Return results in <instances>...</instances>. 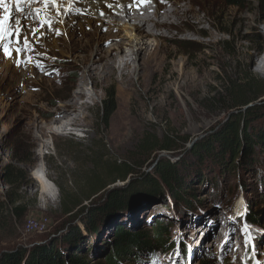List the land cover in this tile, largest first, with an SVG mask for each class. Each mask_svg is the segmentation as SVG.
<instances>
[{
    "label": "rangeland",
    "instance_id": "obj_1",
    "mask_svg": "<svg viewBox=\"0 0 264 264\" xmlns=\"http://www.w3.org/2000/svg\"><path fill=\"white\" fill-rule=\"evenodd\" d=\"M194 1L197 3L193 4V9L205 22L204 29L218 33L222 41L209 47L206 46L210 41L209 36L195 33L186 36L176 30L172 34L175 38L165 37L159 45L156 40L149 39L151 59L146 69L142 70L145 75L143 85L138 82L137 72L129 89L121 84L119 75L116 79L102 81L98 87L89 80L86 92L93 95L94 101L86 97L89 108L81 126L67 128L63 132L60 127L51 124L47 115L66 102L65 98L80 84L84 67L72 55L60 54L55 59H52L54 56L44 55L42 58L36 55L45 64L41 76L51 82V86L41 93V98H28L22 86H16V83H13L15 85L11 92L6 89L5 93H0V201H6L10 191L7 168L13 167L20 178L15 187L19 191L18 206L25 211L20 221L12 216V211L0 219V255L62 235L69 221L65 202H81L90 206L87 195L92 193L95 183L101 182L105 188L96 195L97 198H101L105 191L116 184V187L122 188L124 185L121 180H117L116 171L109 172L113 163L123 167L125 163L137 161L148 166L145 174L154 175L158 161L165 159L186 166L187 173L183 170V176H186L183 188L186 201L179 204L167 191L163 190L162 195L155 194L152 190L142 189L143 185L138 183L136 188L128 189L133 192L138 189L140 193L130 200L126 208H116L110 216H92L94 228L98 230L96 233L87 228L91 218L84 224L88 214L78 223L81 231L78 249L91 263L109 264L106 255L115 251L117 234L121 228L149 237L144 240L155 247L157 236L161 234L156 230L159 225L163 232H168L169 239L163 240L168 242L170 251L166 253L160 249L144 248L143 252L139 250L141 255H125V264H171L170 258L174 255L177 240L182 241L179 245L182 253L186 244L192 246V264H203L204 260H207V264H264V147L257 148L254 156L246 158L243 153L245 166L240 170H228L229 165L235 163L233 158L229 159V155L224 160L227 166L210 161L201 165L194 156L198 142L218 130L229 116L222 104L209 101L212 93L224 92L226 79L249 76L256 86L264 88V75L256 70L254 64L250 65V55L257 52V37L262 33V25L255 20L248 29H236L232 17L224 15V9L245 8L250 3L255 7L256 19L264 20V15L255 0H245L239 7L229 6L223 0ZM91 2L93 0H72L67 5L70 15L64 23L73 35L70 38L83 41L87 35L86 41L94 45L93 58L100 54L96 50L107 49L116 42L128 43L133 40L135 47L137 39L125 23L116 21L114 29L104 27L103 23L114 19L115 14L95 17L85 14ZM180 4L185 6L186 1H180ZM146 6L153 4L143 7ZM165 8L171 11L173 6L166 5ZM75 9H79L82 14H72ZM59 20L60 17H57L53 23L54 29L62 25ZM105 28L107 31H104ZM59 36L63 39L62 48L65 50L70 42L65 39L63 32ZM107 41L111 43L105 46ZM241 42L245 44L244 47L240 46ZM249 45L255 47L248 49ZM134 47H126L127 53ZM124 60L129 58L125 57ZM34 64L35 61L29 65ZM141 64L142 60L135 61L137 68ZM201 65L212 69V75L198 90L188 84V72L195 79ZM112 93L116 94V111L105 123L102 117L105 103L109 102ZM2 104H5L4 108ZM186 104L193 111L187 112ZM250 106L264 107V101ZM262 114L260 120L254 122L255 130L260 132L264 131V112ZM122 117L126 120V136L119 143H112L108 133ZM205 120L214 123L210 126L201 125ZM192 123L200 125L194 127ZM145 137H156L155 145L159 149H164L162 143L168 140L170 149L157 150L149 155L139 154L137 148ZM46 143L49 146L44 147L48 145ZM40 164L56 186L54 196L44 193L35 178L34 171ZM221 201L223 207L217 215L214 205ZM238 205L242 207L241 211L236 210ZM251 215L258 218L259 225L247 222ZM40 218L49 221L47 233L26 234L24 228L27 220ZM217 223L218 231L214 229ZM233 235L235 239L228 248L226 242ZM246 235L249 239L247 248L244 243ZM253 239L255 252L252 251ZM124 249L122 247L120 250Z\"/></svg>",
    "mask_w": 264,
    "mask_h": 264
},
{
    "label": "bare ground",
    "instance_id": "obj_2",
    "mask_svg": "<svg viewBox=\"0 0 264 264\" xmlns=\"http://www.w3.org/2000/svg\"><path fill=\"white\" fill-rule=\"evenodd\" d=\"M180 1H186V5L181 6ZM6 2H8V0H6ZM71 2L72 0H57V6L63 13L64 9H66L67 5ZM91 3V7L85 12V14L88 17L98 16L101 12H104V15L108 16L115 14L116 16L114 19L111 18L107 23H103L104 27L108 26L109 28L114 29L116 21L125 23L137 39L135 47L132 43L133 40L128 43L116 42L107 49L96 50V52H100V54L99 56H96L95 59L92 57L94 45L89 41H86L87 35L84 37L83 33V41H73L70 38L73 35L64 23L58 27V29L64 33L65 39L70 42L67 46H65V50L62 48L63 39L53 32H47V29L45 28L44 31L46 34L41 37L40 44L36 45V52L32 54L33 61H42L43 71L37 68L35 64L32 66L28 65L27 67L22 66L18 68L10 59H7L2 53H0V93H5L6 89L11 92V88L15 85H13V83H16V86H22L23 92L24 94H27L28 98L32 97L33 99L41 98V93L45 90V88L51 86L49 85L51 83L49 81L50 79H47L45 76H41L40 74L45 70V64L42 59L43 57L38 58L36 55L44 54L47 57H57L60 54L69 56L72 55V58L81 62L84 67V72L80 77V84L76 86L77 88L74 87L76 89L70 92V94L65 98L66 102L61 103V106L58 107L55 112L49 111L50 113L48 112L47 114L52 121L51 124L53 126L60 127L63 132L67 130V128L81 126L83 124L82 121L86 120L87 115L85 112L89 107L85 99H87L86 97H89V99L94 101L93 95L87 94L86 92L88 88L87 82L89 80L93 82L95 87H98L102 81L110 78L116 79L119 75L121 84L129 89L133 84H131L133 76L137 72L138 82L140 85H143L145 75L142 70L146 69V65L151 59L152 47L148 43L149 39L156 40L159 45L160 40L165 37L172 36V38H175L172 34L174 33V30H176L178 33L186 36L188 33L209 36L210 41L206 44V46L209 47H213L222 41V38L218 33L212 30L206 31L204 29L205 22L197 13H195L193 9V4L197 3V1L194 0H166V3L164 4H160L159 0H156V3L153 4V6H146L139 10L133 9L131 12L127 7L128 0H119L122 7L118 8L115 7L117 0H93ZM108 4H112L113 8H108L106 6ZM166 5H172L173 9L171 11H167L165 8ZM34 7L43 9L44 5L36 4ZM9 10L12 12L15 11L14 6L10 2L8 3V8L0 6V16L7 15ZM47 10L51 12L53 17L56 16L55 8L49 6ZM224 15L232 17L233 21L237 25L236 29H248L250 24L255 20L256 23H260L262 25V33H260L257 37V52L254 55H250V65L254 64L256 66V70L264 75V20L259 18L256 19L255 7L250 5V3L247 4L245 8H226L224 9ZM61 18L62 17H60V19ZM56 25L58 24L56 23ZM52 27L54 29L55 25H52ZM37 35H40V33H37ZM239 38L242 39L241 37ZM240 46L244 47L245 44L241 42ZM126 47L128 49H132L134 47L135 49L132 50L129 55L126 51ZM253 47L255 46L249 45L247 48L251 49ZM73 55L76 56L73 57ZM125 57L129 58V60H124ZM137 59L142 60V64L139 65L138 68L135 66V61ZM211 70L207 65H201L198 67V74L195 79H193L190 72H188V84L190 86H195V88L198 89L202 83L209 81V78L212 75ZM51 81L56 83L54 80ZM1 107L4 108L5 104H2ZM186 110L187 112L193 111L192 108L187 106V104ZM125 121V118L122 117L117 123H115L112 130L108 133V139L112 143H119L126 136L127 126ZM213 123L214 121L212 120H205L201 123V125L210 126ZM192 125L194 127H198L200 123L199 125L197 123H192ZM50 133L53 132L51 131ZM46 144L48 145H45L44 147L49 146V143ZM34 172L36 174L35 178L39 182L43 192L54 196L56 186L48 178L45 167L40 164ZM236 210L241 211L242 207L238 205Z\"/></svg>",
    "mask_w": 264,
    "mask_h": 264
},
{
    "label": "trees",
    "instance_id": "obj_3",
    "mask_svg": "<svg viewBox=\"0 0 264 264\" xmlns=\"http://www.w3.org/2000/svg\"><path fill=\"white\" fill-rule=\"evenodd\" d=\"M229 6L239 7L244 3L245 0H223ZM261 13L264 15V0H255ZM262 82V81H261ZM224 92L215 94L209 98L212 103L222 104L223 110L229 112V116L221 127L211 134L208 138H205L196 145V151L194 156L197 157L199 164L205 165L208 161L213 164L222 163L228 165L224 160L229 155V159L233 158L234 164H230V169H243L245 166V158L242 159V155L250 157L254 156L257 148L264 147V131H256L254 122L260 120L263 116L264 107L250 105L252 103L264 101V88L262 86H256L252 77L230 78L224 82ZM116 94L112 93L109 102L105 103V112L103 113L104 122L107 123L116 111L115 108ZM229 104L225 105V102ZM250 106V107H249ZM254 126V127H253ZM167 141H163L162 147L159 149L155 144L157 138L145 137L137 148L139 154L149 155L157 150H169ZM161 147V148H162ZM253 158V157H252ZM242 159V161H241ZM253 160V159H252ZM241 161V162H240ZM142 163L133 162L125 163L123 167H119V163H113L109 172L117 173V177L122 179L130 171H134V166L138 167ZM243 164V165H242ZM252 165V161L249 162ZM183 170L187 173L185 165H178L174 162H170L165 159L158 161L157 166L154 170V175L143 173L144 179L139 183L143 186L142 189L152 190L155 194H163V190L167 191L168 194L175 199V202L179 204L186 201L183 193L186 176L183 175ZM17 169L13 167L7 168V178L10 191L6 196V201H0V219L4 215L11 214L17 220H21L25 215V211L22 207H19L18 192L15 190L20 178L17 175ZM201 172V170H199ZM184 177V179H183ZM97 182L94 184L92 193L88 196L89 199L94 193H96L104 184ZM136 188V187H134ZM132 188V189H134ZM129 189V190H132ZM140 189V188H139ZM141 189V190H142ZM124 191L117 194L111 193V196L106 200L105 203L94 207L89 211V215L84 220V224L88 223V230L90 232H97V228H94V220L92 216L107 214L112 215L116 208H126L130 204V200L140 190ZM125 194V195H124ZM148 194V193H147ZM66 214L70 215L75 208L79 207L81 202H65ZM103 207V208H98ZM91 212V213H90ZM8 213V214H7ZM251 225H259L258 218L255 215H251L247 219ZM156 230H159L161 234L157 236V243L154 247L153 243L145 241L144 238H149L143 234H134L124 228H121L117 234V242L115 245V251L113 253H107L106 261L109 264H125V255H141L144 248L160 249L163 252L168 253L170 249L167 247L169 239L168 232H163L158 225ZM161 230V231H160ZM165 238L166 240H163ZM81 240V231L79 225L75 226L70 232L61 235L59 237L51 238L46 243L35 246L32 249H25L24 247L18 248L14 251L2 253L0 256V264H92L86 255L78 249L79 241ZM124 247V250H120ZM75 249V250H74ZM74 250V251H73ZM184 252V250H183ZM203 264H207V260L202 261Z\"/></svg>",
    "mask_w": 264,
    "mask_h": 264
},
{
    "label": "snow or ice",
    "instance_id": "obj_4",
    "mask_svg": "<svg viewBox=\"0 0 264 264\" xmlns=\"http://www.w3.org/2000/svg\"><path fill=\"white\" fill-rule=\"evenodd\" d=\"M14 6L15 11L9 10L7 15L0 16V53H2L7 59H10L16 67H27L33 62L32 54L36 52V45L40 44L41 37L47 32L55 31L57 36L61 35L60 29H53L52 25L56 22V17H62L59 23L63 24L65 18L69 17L70 13L68 9H64L63 13L57 6V0H0V6L8 8V3ZM78 2V0H76ZM156 0H128L127 7L131 12L133 9L139 10L143 6L148 4H155ZM160 4L166 3V0H159ZM36 4L44 5V8L34 7ZM51 6L56 10V16L53 17L51 12L47 9ZM108 8H113L112 4L106 5ZM115 7H122L117 0ZM72 14H82L79 9L73 10ZM105 13L101 12L100 15L103 16ZM11 17V19H10ZM107 31V28L104 29ZM40 33V35H37ZM111 41H107L105 46L110 44ZM15 54V55H13ZM44 56V54H38ZM52 59H55L53 57ZM35 66L43 71L42 61L36 60ZM51 75V73H46ZM35 90V89H34ZM217 210L216 214L222 210V201L217 202L215 205ZM235 223L233 224V229L235 231ZM214 229L218 231V223L214 225ZM245 229H247V224L245 223ZM241 231H244L242 229ZM211 238V237H210ZM235 237L230 236L229 241L226 242L228 248L231 247V243L234 241ZM182 241L177 240L176 249L173 257L170 258L171 264H192L193 249L190 244L185 245V250L182 253L180 250V243ZM245 247H249L248 236H245ZM252 251L255 252V241H252Z\"/></svg>",
    "mask_w": 264,
    "mask_h": 264
},
{
    "label": "water",
    "instance_id": "obj_5",
    "mask_svg": "<svg viewBox=\"0 0 264 264\" xmlns=\"http://www.w3.org/2000/svg\"><path fill=\"white\" fill-rule=\"evenodd\" d=\"M147 169H149L148 166L143 165V163L138 165V167L134 166V169H133L134 171H130L122 179L117 178V180H121V182L123 183L124 186L122 188L116 187L117 186V184H116V186L110 188L108 191H105L104 195L101 196V198H97L96 195L101 190L102 191L105 190L104 186L101 187L96 193H94L92 195V197L94 196L92 199H91V197L89 199H87L88 200L87 202H90V204H91L90 206H86L83 203H81L80 206L75 208L74 211L69 215V221L67 223V226H66L64 232H62V235H64L65 233L69 232L72 228L77 226L78 223L81 222L87 216V214L89 213V211L91 209L105 203L106 200L111 196V193H113V194H117L120 192L122 193L124 191H127L128 189H132L133 187H135V185H137L138 183H140L144 179V176H142V175H143L144 171H146ZM147 174L148 173H146L145 175H147ZM116 181H114V183H116ZM56 237H59V236H56ZM52 238H55V237H52ZM44 243H46V242H44ZM44 243H36V244L30 245V246H27L24 248L29 250V249L34 248L35 246H39V245H42Z\"/></svg>",
    "mask_w": 264,
    "mask_h": 264
},
{
    "label": "built area",
    "instance_id": "obj_6",
    "mask_svg": "<svg viewBox=\"0 0 264 264\" xmlns=\"http://www.w3.org/2000/svg\"><path fill=\"white\" fill-rule=\"evenodd\" d=\"M49 228V221L47 218L40 219H28L26 226L24 228V232L26 234H44L47 233Z\"/></svg>",
    "mask_w": 264,
    "mask_h": 264
}]
</instances>
